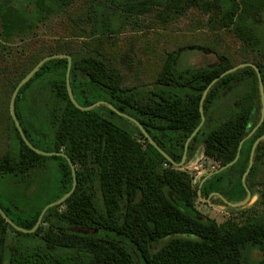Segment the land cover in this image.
<instances>
[{"label": "trees", "instance_id": "16d2710c", "mask_svg": "<svg viewBox=\"0 0 264 264\" xmlns=\"http://www.w3.org/2000/svg\"><path fill=\"white\" fill-rule=\"evenodd\" d=\"M95 1L88 0L67 20L71 36L83 37L91 20L92 32L98 35L119 30L129 16L150 12L153 6L166 16L196 7L209 14L212 28L231 26L241 40L260 46L253 28L264 0ZM72 2L0 0L1 209L14 224L31 229L43 207L71 188L67 160L29 148L9 112L15 86L43 57L70 55L69 85L77 103L87 106L107 101L135 118L147 136L105 104L90 110L77 108L66 88V58L43 63L20 87L14 111L33 146L63 151L71 159L77 184L61 204L45 211L32 232L15 229L0 214V264H264V187L260 190L261 213L251 212L241 223L225 220L218 224L196 209L198 188L190 173L173 166L158 150L180 162L186 138L200 123L199 101L211 80L249 61L259 68L264 86V63L245 58L232 64L219 55L211 66L183 69L178 63L189 47H179L166 53L148 84H127L117 59L83 54L81 50H93L87 44L76 51L67 42L38 38L33 33L36 39L12 50L16 37L46 25ZM100 39L95 38L98 46ZM191 46L210 52L203 46ZM260 109L258 78L252 67L220 77L203 101L204 115L214 112L215 120L209 129L202 126L198 130L188 144V156L202 144L206 158L219 166L230 162L240 140L259 121ZM262 133L264 120L242 143L240 186L251 145ZM261 146L259 143L255 149V160ZM255 173L253 164L248 178L254 179ZM38 181L37 188L27 193ZM210 183L211 179L207 188Z\"/></svg>", "mask_w": 264, "mask_h": 264}, {"label": "rangeland", "instance_id": "374dc122", "mask_svg": "<svg viewBox=\"0 0 264 264\" xmlns=\"http://www.w3.org/2000/svg\"><path fill=\"white\" fill-rule=\"evenodd\" d=\"M87 3L88 0H73L63 14L51 18L46 25L40 24L34 32L28 35L16 37L13 40L12 50L15 51L23 44L36 39L31 36L33 33L38 38L67 42L66 44L76 51L80 50L83 44H87L89 49L95 51L84 49L81 50L83 54L115 57L119 69L127 76V84L140 82L148 84L166 53L179 47H189L185 49L188 51H184L181 56L178 63L180 68L212 64L217 61L219 55L228 57L232 64L245 58H256L264 63V9L258 23L253 28L255 38L260 40V46L257 47L247 44L236 36L231 26L230 29L224 30L212 28L211 23H208L209 14L196 7L188 8L182 14L176 13L175 15L176 11H172L173 16L171 14L166 16L160 12L159 7L153 6L150 12L129 16L119 30L105 31L98 35H94L92 32L93 22L91 20L89 26H86L83 37H73L66 29V22L70 17L78 14ZM173 10L175 9L173 8ZM97 36L101 38L100 46L95 41ZM191 45L206 47L210 52H203ZM245 85L246 83L243 86ZM213 113H208L210 120L215 119ZM217 166H219L217 162L203 155L202 146H199L195 148L188 160L185 158L180 169L190 173L192 182L197 187L201 177ZM219 175L226 176L227 170H222ZM236 179L238 183V178ZM44 180L46 181L48 178ZM39 181L30 190H27V193L34 191ZM257 191L258 189L255 187V192L257 193ZM201 197L203 199L198 198L195 201L196 209L203 216L215 220L218 224L225 220L241 223L249 213L259 214L262 212L258 194L253 195L249 204L237 209L226 207L217 198L207 201L202 195ZM257 255L255 252L254 256L257 257ZM4 264H8V262L5 261Z\"/></svg>", "mask_w": 264, "mask_h": 264}, {"label": "water", "instance_id": "95a60500", "mask_svg": "<svg viewBox=\"0 0 264 264\" xmlns=\"http://www.w3.org/2000/svg\"><path fill=\"white\" fill-rule=\"evenodd\" d=\"M53 58H66L67 59V70H66V88H67V92H68V95H69V98L70 100L72 101V103L79 109L81 110H90L92 108H94L95 106L99 105V104H105L107 105L110 109L114 110L115 112H117L119 115L129 119L130 121H132L134 124L137 125V127L147 136V132L143 129L142 125L133 117L123 113V112H120L118 111L117 109H115L112 104H110L109 102L107 101H104V100H98L90 105H87V106H81L80 104L77 103V101L74 99L73 97V94H72V91H71V88H70V85H69V71H70V67H71V56L70 55H67V54H64V53H56V54H51V55H47L45 57H43L42 59H40L32 68L30 71H28L25 76L23 78H21V80L17 83V85L15 86L12 94H11V97H10V101H9V112H10V115L15 123V126L17 128V130L19 131V134L20 136L22 137V139L24 140V142L27 144V146L29 148H31L32 150H34L36 153L38 154H42V155H46V156H50V155H56V156H62L64 157L67 162H68V165L70 167V170H71V175H72V184H71V188L69 189L68 192H66L65 194H63L60 198H58L57 200H54L52 202H49L48 204H46L43 209L40 211L39 215H38V218L34 224V226L31 228V229H25L23 227H20L16 224H14L10 218L3 212V210L1 209L0 207V214L5 218V220L11 225L13 226L15 229L19 230V231H22V232H32L34 231L39 225H40V222L42 220V217L45 213V211L52 207V206H55V205H59L61 204L75 189L76 187V184H77V178H76V169H75V165L73 164V162L71 161V159L63 152V151H44V150H41L35 146H33L28 140L27 138L25 137L23 131H22V128H21V125L19 123V121L17 120V117H16V114H15V111H14V101H15V98L17 96V93L20 89V87L22 85H24L33 75L34 73L38 70V68L43 64L45 63L46 61L50 60V59H53ZM245 66H250L254 69V71L256 72V75H257V78H258V86H259V93H260V99H261V109H260V118H259V121L257 122V124L251 129V131L247 134L246 137H244L243 139L240 140L239 142V145H238V149H237V153L234 157L233 160H231L230 162L222 165L221 167H219L217 170H215L214 172H210L208 174H206V176L204 177V179L208 178L211 174H214V173H217L223 169H225L226 167L232 165L238 158L239 156V153H240V149H241V146H242V143L244 142V140H246L248 137H250L256 130V128L262 123V121L264 120V86H263V82H262V79H261V75H260V70L259 68L256 66V64H254L253 62H249V61H246V62H241V63H238L228 69H226L225 71H223L219 76L215 77L213 80H211V82L207 85V87L205 88V90L203 91L202 93V96L200 98V101H199V111H200V115H201V120H200V123L199 125L191 132V134L186 138L185 142H184V149H183V154H182V158L180 160V162L176 163L174 162L163 150H161L160 148H158V150L160 151L161 154H163L165 156V158L167 160H169L173 166L177 167V168H180L181 166H183V163L185 161V158H186V152H187V148H188V144L189 142L192 140V138L196 135V133L198 132V130L200 129V127L202 126L203 122H204V113H203V101H204V98L206 96V93L208 92L209 88L213 85V83H215L220 77L228 74V73H231V72H234L235 70L239 69V68H243ZM264 138V134L260 135L259 137H257L255 139V141L253 142L252 146H251V150H250V154H249V159H248V164H247V167L245 168L243 174H242V182L244 184V181H245V177L246 175L249 173L251 167H252V164H253V156H254V151H255V148L258 144V142L260 140H262ZM202 153H203V150H202ZM203 179V180H204ZM197 194L199 196L200 199H203L201 197V192H200V185H199V188L197 190ZM249 196V190L247 189V197L246 199L248 198ZM245 199V200H246ZM244 202V201H243ZM243 202H240V203H237V204H242ZM236 204V205H237ZM234 205V204H233Z\"/></svg>", "mask_w": 264, "mask_h": 264}, {"label": "flooded vegetation", "instance_id": "af4514ba", "mask_svg": "<svg viewBox=\"0 0 264 264\" xmlns=\"http://www.w3.org/2000/svg\"><path fill=\"white\" fill-rule=\"evenodd\" d=\"M124 1H138V0H124ZM145 1H147V0H145ZM150 1H154V0H150ZM212 64H214V63H212ZM212 64H207V65L211 66ZM190 67H194V66L184 67L183 69L190 68ZM241 79H242V77L239 78L238 80H241ZM213 120H215V119L210 120L209 116L205 115L204 122H203L202 126L205 129H209V126H210L211 122H213ZM208 121H210V122H208ZM203 134L204 133H201V136H203ZM262 134H264V133H262ZM262 134H260V135H262ZM259 136H257V137H259ZM259 143H262L260 153H258L259 156L256 160L254 159V156H253V164L256 165V173H255L254 179L248 178V174H249L248 173L245 177L244 184L241 181L242 175L240 178L241 186L237 183L236 178L239 177L238 171L240 170V160H239L240 156H241V154H240L241 152H240L237 160L232 165L223 169V170H227L226 176L222 177L219 175L222 172V170H221L217 173L211 174L206 179H204L206 174L201 177L199 183L197 184V188H199V185H200V192H201V195L204 197L205 200L210 201L211 199L217 198L226 207H229V208L233 207V208L237 209V208H240L242 206H246V204H249L251 202V199H252L254 194H258V200L260 199V190H262V188L264 187V138L262 140H260L258 142V144ZM258 144H257V146H258ZM199 146H202V150H203V145L199 144L197 147H199ZM257 146H256V148H257ZM250 150H251V148H250ZM240 151H241V149H240ZM192 154H193V152H192ZM192 154L188 156V148H187L186 160H188V158L190 156H192ZM249 154H250V152H249ZM254 154H255V151H254ZM219 167H221V166L214 167L210 172H214ZM209 179H211V183H210L209 188H207L206 186H207V183L209 182ZM255 187L258 189L257 193L255 192ZM247 189L249 190V196L246 199ZM240 202H243V203L237 204Z\"/></svg>", "mask_w": 264, "mask_h": 264}]
</instances>
